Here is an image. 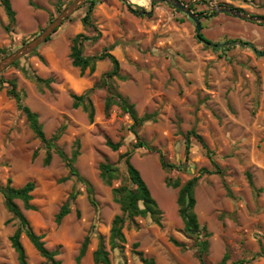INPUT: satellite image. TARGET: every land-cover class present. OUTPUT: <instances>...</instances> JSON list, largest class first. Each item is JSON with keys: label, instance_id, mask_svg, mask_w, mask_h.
Masks as SVG:
<instances>
[{"label": "rangeland", "instance_id": "1", "mask_svg": "<svg viewBox=\"0 0 264 264\" xmlns=\"http://www.w3.org/2000/svg\"><path fill=\"white\" fill-rule=\"evenodd\" d=\"M10 0L15 23L9 25L0 6V61L38 36L73 0ZM192 4L198 14L201 33L212 43L227 44L224 49L205 47L196 40L194 23L170 4L153 0H97L92 12L100 36L84 43L83 54L93 56L109 49L118 60L125 80L113 79V86L135 106L138 116L153 115L139 130L140 138L154 151L133 148L131 121L113 107L103 113L105 87L95 88L90 99L95 115L89 122L81 108H72L71 94L80 95L110 70L107 61L96 64L92 74L72 67L69 58L72 38L85 30L81 5L35 54L20 59L18 66L0 74V185L11 179L14 187L35 184L31 205L24 210L32 230L41 235L46 249L57 251L60 264H77L76 258L86 236L90 244L78 264H93L92 252L97 234L105 238L119 213L111 189L127 183L125 167L111 186L100 178L99 165L116 163L131 151L130 162L141 174L162 212L161 226L149 218H136L123 229L126 243L110 253L111 264H140L132 245L154 264H199L192 240L182 232L183 224L176 203L178 189L166 186L167 179L184 184L200 169H209L204 150L191 140L188 159L184 157V135L192 128L215 154L224 175H204L194 189V212L199 225L209 234L206 262L219 264H264V56H255L242 43L264 50V25L240 20L229 14L213 13L208 6L227 5L242 13L264 18V0H181ZM32 3L35 7L31 6ZM143 11L150 14H139ZM137 10V13L133 11ZM33 78L49 79L38 86ZM14 80L22 103L38 114L47 138L61 127L65 130L57 146L70 156L75 141L79 155L74 166L92 188L91 205L86 187L68 175L56 156L43 165L44 150L33 136L15 101L6 93ZM120 143L112 151L106 141ZM36 157L33 158V154ZM160 152L173 166L164 171ZM252 177L248 184L246 173ZM78 191L70 213L59 224L55 218L73 188ZM226 187L230 191L227 194ZM17 220L6 210L0 194V264H17L9 238ZM175 240L184 247L176 246ZM28 264H49L22 236Z\"/></svg>", "mask_w": 264, "mask_h": 264}, {"label": "trees", "instance_id": "2", "mask_svg": "<svg viewBox=\"0 0 264 264\" xmlns=\"http://www.w3.org/2000/svg\"><path fill=\"white\" fill-rule=\"evenodd\" d=\"M97 3V0H88L86 2V11L84 16L81 18V24L85 30H92L93 35L86 36L82 33L76 34L71 40L70 54L69 58L71 65L74 68L79 69L80 75H83L85 71L92 74L96 69V64L102 61H107L111 65L110 70L101 76L100 84H95L91 88L87 89L84 93L80 95L71 94L72 108H81L82 111L87 115L89 122H92L95 115L94 106L90 99L92 91L97 87H105L106 98L103 104V113L106 117L109 116L110 111L113 107L120 111L121 114L127 115L131 121L129 131L135 137V149L142 148L148 151H154L146 142H144L139 136L140 127L154 119L153 115L144 114L138 116L135 106L130 103L118 90L113 86V79L125 80V77L120 74V67L118 60L111 54L109 49L102 50L99 54L93 56H85L83 54L84 43L90 41L95 42L98 40L100 33L97 27L93 23L92 12ZM31 6L35 7L32 3ZM58 13L61 11V0L57 3ZM0 6L2 7L9 25L15 23V12L12 8L10 0H0ZM140 11H143L138 7ZM241 11V10H240ZM137 13V10L133 11ZM69 19V18H68ZM67 19V20H68ZM51 36L47 38L49 41ZM196 40L199 43L204 44L205 47H210L213 49H224L227 44H235L238 40H228L223 44L212 43L209 41L201 32L196 34ZM37 50V49H36ZM36 50L31 54H35ZM260 56H264V50L259 51ZM20 60L14 62L10 67L18 66ZM34 82L40 87L42 85L48 86L50 80H42L40 78L30 77ZM10 88L7 89L6 93L11 97L17 106L18 111L24 116L25 121L28 125L33 136L40 142L42 149L44 150L43 165L48 166L52 160V156L56 155L68 169V175L62 179L65 181L67 179L74 178L76 182L83 184L86 187L87 197L90 200L91 205L95 206L92 201V188L87 181H85L78 173L74 166L75 160L79 155V142L75 141L74 149L70 156H67L62 149L57 146V142L62 136L65 126H61L54 135L47 138L43 131L42 124L39 121L38 114L33 112L28 106L22 103V97L17 91L16 83L14 80L9 81ZM194 139L199 143L201 148L205 152V156L209 161V169H200L197 175L192 176L184 184L180 185L178 180L167 179L165 184L168 187L178 189L177 193V207L178 215L182 221L183 234L193 242V247L195 248V256L199 264H208L206 262V253L208 249L207 238L209 234L206 232L205 228L201 227L197 221L196 214L194 212L195 198L194 189L197 182L204 175H218L223 176L224 170L215 161V154L212 150L208 148L202 137L195 131L194 128L189 130L184 135V157L188 159L191 140ZM106 145L112 150L117 151L120 147V143H113L109 140L106 141ZM36 152L33 154V158L36 157ZM131 151H128L120 155L116 163L104 162L99 165L100 178L102 182L111 186L112 182L117 180L120 175L119 165L122 163L125 167L126 181L127 183H122L117 187L111 189L112 201L118 205L119 213L115 215L111 221L109 235L107 240V246L105 243V238L97 234V245L95 250L92 252V263L93 264H111L110 253L115 250H121L126 243V238L123 233V229L127 224L134 223L136 218H149L158 227L161 226L162 212L160 211L156 201L152 197L146 182L143 180L139 171L130 162ZM159 163L164 171H168L173 166L165 159V157L158 152ZM246 178L248 184L253 187L252 177L250 173H246ZM35 190V184L33 182H27L21 187H14L11 184V179H7L4 185H0V194L2 195L4 206L6 210L12 215V218L17 220V227L11 237L9 238L10 246L16 254L17 264H28L27 255L25 249L21 242V237L24 236L34 250L39 254V256L46 260L49 264H60L58 260L55 259L57 251H49L46 249L44 242L42 241V236L36 234L24 214L19 209L16 201L22 203L24 210H36V208L31 205L32 192ZM227 194L230 196V191L226 187ZM78 191L73 188L67 201L62 205L59 212L56 215L55 221L57 224L70 213V206L74 202ZM91 237L88 235L84 238L81 247L79 249L76 263L78 264L80 260L85 255L87 248L90 244ZM176 246L184 247L183 244L178 243L175 240H171ZM138 247L137 243L132 245L133 254H135L140 264H154V260L151 258H146L141 252L135 251ZM226 257H223L219 264H225ZM235 264H242L239 261Z\"/></svg>", "mask_w": 264, "mask_h": 264}, {"label": "water", "instance_id": "3", "mask_svg": "<svg viewBox=\"0 0 264 264\" xmlns=\"http://www.w3.org/2000/svg\"><path fill=\"white\" fill-rule=\"evenodd\" d=\"M88 0H73L56 18H54L49 25L43 29V31L32 39L29 43L24 45L22 48L18 49L16 52L8 55L0 61V74L10 67L14 62L22 59L25 56H28L33 51L38 49L42 44L45 43L47 38L52 36L58 28L84 3ZM125 3H130V0H121ZM160 2L168 3L173 8L179 10L181 13L187 15V17L194 23L196 33L201 32V24L199 21V15L192 12L191 7L194 2L189 4H184L181 0H158ZM151 4L153 0H150ZM210 7V10L213 13H225L229 14L232 17L238 18L240 20L249 21L256 24L264 25L263 17H256L249 14L242 13L238 9L231 8L227 5H214ZM139 14H150V12L141 11ZM241 46L249 48L253 51L255 56H260L259 51L255 49V47L251 43H242Z\"/></svg>", "mask_w": 264, "mask_h": 264}]
</instances>
